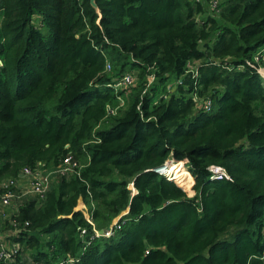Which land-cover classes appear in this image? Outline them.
<instances>
[{"label": "trees", "instance_id": "trees-1", "mask_svg": "<svg viewBox=\"0 0 264 264\" xmlns=\"http://www.w3.org/2000/svg\"><path fill=\"white\" fill-rule=\"evenodd\" d=\"M215 1L0 0V264H264V0Z\"/></svg>", "mask_w": 264, "mask_h": 264}, {"label": "built area", "instance_id": "built-area-1", "mask_svg": "<svg viewBox=\"0 0 264 264\" xmlns=\"http://www.w3.org/2000/svg\"><path fill=\"white\" fill-rule=\"evenodd\" d=\"M215 3H216V1L212 0V6H214ZM261 58H262V66L264 69V55ZM106 68L109 69L110 65L109 64L106 65ZM259 73L264 80V74L262 72H259ZM133 79L134 78L132 75L125 74L113 85V87L116 90L120 89V88H128L129 86L132 85ZM201 103L205 109L210 108V102L209 101L204 102L202 100ZM122 105H123V100L121 98H118V106H122ZM115 110H116V108L115 109L109 108L108 112L113 114V113H115ZM167 162H165L159 168H156L154 171L158 174L165 175L167 168H168ZM76 166H77V162L73 160L71 155H68L63 160L62 166L58 172H59V174H65L66 172H70V171L75 170ZM210 171L213 174L212 179H216V180L229 179L226 172L224 170H222L220 167L211 166ZM21 178H23L26 181V188H25L26 191L23 193V195L30 194V195L37 196L38 198H41V199L44 197V195L48 189V186L50 184V176H49V174L43 172L41 167L38 166L33 171H31L27 168L24 169L23 173L21 175ZM15 186H16V184L13 181H8L4 185H2V187H1L2 193L0 195V207L1 208H6V207L10 206L11 201L15 197V194L12 191V188H14ZM82 208H83L82 210H85L83 206H82ZM120 218L121 217L117 218V220L115 222H113L112 226L107 231H105V232L102 231V234H100L101 231L100 232L93 231L94 232V238H99V237L109 238L110 236H113L115 231H117L120 228V226H119L120 225L119 224ZM88 223H90V222L88 221ZM80 233H81V236H84L86 232H85V230H82V231H80ZM87 245H89V243H87ZM11 248H12V250L8 251L7 247L0 242V260H2L4 262L11 261V256H13V254H15L16 250H17V248L15 246H13ZM74 262H75L74 259H68V260L62 261L58 264H73Z\"/></svg>", "mask_w": 264, "mask_h": 264}, {"label": "rangeland", "instance_id": "rangeland-1", "mask_svg": "<svg viewBox=\"0 0 264 264\" xmlns=\"http://www.w3.org/2000/svg\"><path fill=\"white\" fill-rule=\"evenodd\" d=\"M42 32H43V34L44 35H47V33H48V31L46 30V28L44 27V28H42ZM198 62H196V64H197ZM258 71L259 72H262L263 74H264V69H263V66L261 67H259L258 68ZM130 74H132V76L133 75H135V72L133 71V72H129ZM202 103L201 102H198V105H201ZM109 126V121L108 120H105L104 122H102L101 123V125H100V127L101 128H106V127H108ZM173 162H176V161H173V160H170V161H168L167 162V165H169L170 163H173ZM179 167L180 168H183L185 171L187 170V168H185V165H183V162H182V166L181 165H179V164H176V165H171L170 167H169V170L167 169V171H166V174H165V176L164 177H166L167 179H169V180H173L183 191L185 190V191H187L190 187H191V185H192V181L190 180V175H189V173H188V180H187V178H186V180H184V176L182 177V178H180L181 176H176L175 175V173L174 172H176V170L177 169H179ZM174 171V172H173ZM188 171V170H187ZM174 173V174H173ZM184 181H186V183L184 182ZM24 189L26 188V181L24 180ZM22 189V188H21ZM24 189H22V190H24ZM25 191V190H24ZM188 196H193V195H188ZM79 209H83L82 208V205H80V204H78V206H77V210H79ZM7 211V210H6ZM117 220V219H116ZM115 220V221H116ZM114 221V222H115ZM4 234H6V232L4 231Z\"/></svg>", "mask_w": 264, "mask_h": 264}, {"label": "water", "instance_id": "water-1", "mask_svg": "<svg viewBox=\"0 0 264 264\" xmlns=\"http://www.w3.org/2000/svg\"><path fill=\"white\" fill-rule=\"evenodd\" d=\"M89 2H90V5L95 9V11L98 12L99 10H98V6H97L95 0H89ZM100 234H102V231L100 232Z\"/></svg>", "mask_w": 264, "mask_h": 264}, {"label": "bare ground", "instance_id": "bare-ground-1", "mask_svg": "<svg viewBox=\"0 0 264 264\" xmlns=\"http://www.w3.org/2000/svg\"><path fill=\"white\" fill-rule=\"evenodd\" d=\"M175 164H179V163H174V162H173V163H170V164L168 165V168H167V169L169 170V167H170L171 165H175ZM179 165H181V164H179ZM181 166H182V165H181ZM186 171H187V170H186ZM187 172H188V171H187ZM188 173H189V172H188ZM173 174H174V173H173ZM189 175H190V174H189ZM184 176H185V175H184ZM190 180H191V177H190ZM172 181H173V180H172ZM191 181H192V180H191Z\"/></svg>", "mask_w": 264, "mask_h": 264}, {"label": "crops", "instance_id": "crops-1", "mask_svg": "<svg viewBox=\"0 0 264 264\" xmlns=\"http://www.w3.org/2000/svg\"><path fill=\"white\" fill-rule=\"evenodd\" d=\"M24 183H25V182H24V179H23V181H19V182H18V186H19L20 188H22L23 185H24ZM80 205H81V204H80Z\"/></svg>", "mask_w": 264, "mask_h": 264}]
</instances>
